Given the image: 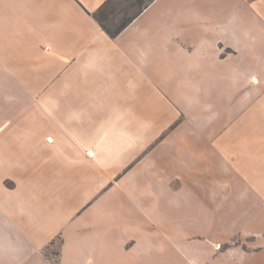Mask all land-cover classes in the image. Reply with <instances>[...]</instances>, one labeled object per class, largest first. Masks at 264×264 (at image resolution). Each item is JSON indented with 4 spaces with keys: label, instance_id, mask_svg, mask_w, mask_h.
<instances>
[{
    "label": "crops",
    "instance_id": "0c3cea01",
    "mask_svg": "<svg viewBox=\"0 0 264 264\" xmlns=\"http://www.w3.org/2000/svg\"><path fill=\"white\" fill-rule=\"evenodd\" d=\"M105 1L0 0V262L264 264V98L195 111L168 42L197 1L153 0L115 36Z\"/></svg>",
    "mask_w": 264,
    "mask_h": 264
},
{
    "label": "rangeland",
    "instance_id": "374dc122",
    "mask_svg": "<svg viewBox=\"0 0 264 264\" xmlns=\"http://www.w3.org/2000/svg\"><path fill=\"white\" fill-rule=\"evenodd\" d=\"M130 1L113 0L117 10ZM194 1H197L195 6L186 3L180 11L187 13L190 18L198 15L202 19H193L194 23L190 25H176L175 37H171L168 43L170 49L175 51L182 43L196 61L190 72L177 70L174 74L176 80L190 78L197 83L199 90L195 95L200 103L195 106V111L208 115L217 108L224 107L228 111L226 106L232 100L243 103L244 100L263 99L264 23L253 13L248 0ZM213 40L220 42L217 48L218 54L224 55L222 59L217 60L207 53V44ZM198 54L200 57L195 60L194 56ZM175 65L179 67L178 61ZM253 73L257 76L256 81ZM58 246L57 239L45 249V253L57 254Z\"/></svg>",
    "mask_w": 264,
    "mask_h": 264
},
{
    "label": "trees",
    "instance_id": "16d2710c",
    "mask_svg": "<svg viewBox=\"0 0 264 264\" xmlns=\"http://www.w3.org/2000/svg\"><path fill=\"white\" fill-rule=\"evenodd\" d=\"M152 1L153 0H132L121 7L120 10H117L116 3L113 2V0H106L93 13V16L107 34L115 36Z\"/></svg>",
    "mask_w": 264,
    "mask_h": 264
},
{
    "label": "built area",
    "instance_id": "2783aa9c",
    "mask_svg": "<svg viewBox=\"0 0 264 264\" xmlns=\"http://www.w3.org/2000/svg\"><path fill=\"white\" fill-rule=\"evenodd\" d=\"M217 246L219 247L220 245H219V244H217Z\"/></svg>",
    "mask_w": 264,
    "mask_h": 264
}]
</instances>
